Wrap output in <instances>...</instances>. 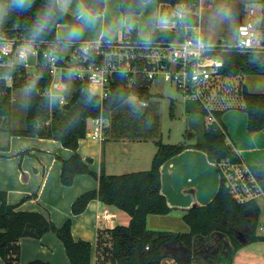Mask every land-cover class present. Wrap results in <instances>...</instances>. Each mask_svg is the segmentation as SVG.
I'll use <instances>...</instances> for the list:
<instances>
[{"label":"trees","instance_id":"obj_1","mask_svg":"<svg viewBox=\"0 0 264 264\" xmlns=\"http://www.w3.org/2000/svg\"><path fill=\"white\" fill-rule=\"evenodd\" d=\"M80 1L96 15L104 11L105 0ZM144 1L119 0L120 9L123 14L139 13ZM158 2L160 5L166 4L171 7L180 5L187 8L185 18L188 22L197 17L193 10H196L199 0H158ZM261 2L264 5V0ZM0 3L8 6V12L0 22V29L6 30L9 35L28 40L31 39L30 31L37 14L44 10L48 0H34L32 8L28 11L15 10L11 7L10 0H0ZM60 23L73 25L77 22L73 14L66 13L52 25L51 31L37 40H57L56 31ZM256 28L264 46V7L262 16L256 22ZM133 33L137 36L136 32ZM175 36V32L157 29L151 34V39L169 41L174 40ZM223 57L225 63L221 73L225 76L264 75V48L249 49L244 52L232 49L225 52ZM23 80L24 85H34V88L30 94L28 93L26 127L15 129L10 126L14 87H9L7 80L0 77V131L7 132L9 136L53 138L73 150L71 157L62 159V184L72 185L79 174H90L98 182L97 188L84 192L73 201L71 207L73 214L84 212L89 202L97 199L126 211L131 217L128 225H117L114 228L98 231L96 248L98 255H104L103 264H162L165 258H172L174 264H232L238 249L254 241H264V235L257 232L261 212L258 201L237 202L231 196L223 179L213 200L186 209L183 221L189 227L188 232L157 231L147 226L148 215H166L172 212V207L162 192V176H160L161 167L166 161L191 147L204 150L209 161L214 163H219L223 159L240 160L227 140L221 111H214L221 126L214 123L205 126L204 121L202 137L193 143L174 144L158 139L156 142L158 151L150 169L123 174H107L104 171L98 173L90 167L92 158H83L78 152L80 139L87 137L88 119L100 115L110 119L117 112L115 110L125 102L137 101L143 111L127 107L129 118L135 121H130L132 123L129 122L120 130L115 126L112 128L113 131L141 139L156 138L159 127L157 128L153 118L158 116L159 101L156 99L160 98V95L150 91V83L142 82L137 86L126 87L121 83L123 77H117L112 84L110 95L102 101L98 95L88 90L86 82L74 77L71 82L73 86L71 99L64 106H60L58 99L52 102L49 96L42 94V90L51 82L48 73L42 77L31 76L28 80ZM90 94L91 99H89ZM241 95L245 105L243 109L248 116V130L250 132L262 130L264 92L250 91L244 85ZM131 96H135L136 99L130 100ZM188 108L190 111L200 112L205 118L207 110L204 106L194 105V101L188 99ZM143 120H152V122L146 121V124L139 122ZM142 125H145L148 131L141 128ZM25 153L30 152L28 150L20 152V154ZM251 168L264 189V164ZM35 196L36 194L27 196L23 200ZM0 201V255L5 264H20L22 238H41L47 232H54L65 244L70 264H101L92 261L94 245L88 240L75 239L73 236L72 219L66 220L62 226H57L42 212L17 210L18 204H9L3 191H0ZM26 264L52 263L35 259Z\"/></svg>","mask_w":264,"mask_h":264},{"label":"crops","instance_id":"obj_2","mask_svg":"<svg viewBox=\"0 0 264 264\" xmlns=\"http://www.w3.org/2000/svg\"><path fill=\"white\" fill-rule=\"evenodd\" d=\"M210 2L211 0H207L205 6L204 1L199 0L196 20L188 22L185 18L188 10L180 5L171 7L166 4L160 5L158 0H145L139 13L123 14L119 0H105L104 11L97 15L98 22L95 28L86 30L81 39L99 37L120 39L130 32H136L139 37L148 39L157 29L175 32V39H181L183 24H192L200 20L204 28L218 32V39L228 43L235 42L236 37L230 41L222 35L224 17L218 19L216 14H207L209 7L212 6ZM79 3L82 2L73 0L72 7L67 13L72 15ZM228 22L231 23L230 20ZM73 25L60 23L56 31L57 39L61 40L63 34ZM63 51L70 53L71 48L64 46ZM256 77L258 84L253 85L258 89H251L245 83L244 75L229 78L228 81L241 80L238 84L240 90L236 94H224L223 98L214 103V108L222 112L221 120L228 142L249 166L264 164V128L257 132L248 130V116L243 109L245 105L240 93L244 85L250 91L264 92V75ZM135 99V96L130 97V100ZM15 100L13 97V103ZM156 100L160 103L159 97ZM109 121L108 119L105 123L104 140L100 141L87 135L79 141L78 152L83 158H92L91 169L107 174L150 169L158 151L156 143L158 139H141L127 133L115 132L108 128ZM90 130L88 127V133ZM9 135L6 143L0 144V191L6 193L7 202L12 205L18 204L17 210L42 212L57 226H62L66 220L72 219V233L75 239L90 241L94 245L92 261L103 264L104 255H98L96 248L98 231L117 225H128L130 215L114 205L105 204L97 199L91 200L84 212L73 214L71 208L73 201L84 192L98 186L97 180L90 174L77 175L70 186L62 184V159L71 157L73 150L53 138ZM193 142L195 141L188 143ZM25 150L30 153L20 154ZM160 176L162 192L172 207V212L166 215H148L147 226L157 231L188 232L189 227L183 221V215L187 208L213 200L222 180L219 165L209 161L204 150L191 147L166 161L161 167ZM33 194L36 196L23 200ZM260 209L261 216L263 211L261 206ZM258 234L264 235V232ZM64 245L54 232H47L41 238L24 237L20 240L19 262L26 264L41 259L52 264H70ZM0 264H5L1 255ZM162 264H174V260L165 258ZM232 264H264V241H254L238 249Z\"/></svg>","mask_w":264,"mask_h":264},{"label":"built area","instance_id":"obj_3","mask_svg":"<svg viewBox=\"0 0 264 264\" xmlns=\"http://www.w3.org/2000/svg\"><path fill=\"white\" fill-rule=\"evenodd\" d=\"M257 14L254 8L248 10L246 17L237 23L238 37L232 43L207 39L200 20L183 24V37L169 41L143 39L130 32L116 40L99 37L71 44L59 39L32 42L0 29V77L7 80L9 87H14L15 75L21 69L31 70L33 77L48 73L51 82L42 94L50 98L57 96L60 106L70 100L66 92L74 77L86 82L88 90L102 101L110 95L117 77H123L121 83L126 87L162 79L176 85L187 99L204 106L206 126L213 123L221 126L214 113V102L221 91L214 93V89L231 78L221 73L225 63L223 54L232 49L244 52L264 48L256 28ZM64 46L71 48V52H64ZM92 120L95 126L87 135L104 140L108 118L100 115ZM218 165L225 185L237 202L264 197L260 180L241 158L239 161L223 159Z\"/></svg>","mask_w":264,"mask_h":264},{"label":"rangeland","instance_id":"obj_4","mask_svg":"<svg viewBox=\"0 0 264 264\" xmlns=\"http://www.w3.org/2000/svg\"><path fill=\"white\" fill-rule=\"evenodd\" d=\"M204 1V4L206 6L207 0ZM209 2V1H208ZM210 4L212 6L209 7L207 14H216L218 16V19H220L222 16L224 17L225 24L222 25V35L226 37L227 40H232L234 37H238L237 33V23L246 17L248 10L250 8H254L258 17H256V22L260 19L263 13V7L261 0H211ZM209 5V4H208ZM207 5V7H208ZM185 10L187 8H184ZM193 10V9H192ZM191 10V11H192ZM199 8L197 6L196 10H193L196 15H198ZM231 21L229 23L228 21ZM71 24V23H66ZM204 25V24H203ZM221 26V25H220ZM205 27V26H203ZM219 31V30H218ZM221 31V30H220ZM218 32L216 31H209L206 28H204V35L207 39L218 41L219 37L217 36ZM116 40V39H115ZM34 69H32L33 71ZM31 70L28 69H21L20 73L15 75L16 81L15 86L12 92V96L16 98L15 102L12 106V117L10 121L11 128L15 129H23L26 127V116H27V110H28V92H27V85H24V80H28L31 78ZM257 77L254 74L251 75H244V80L251 89H258L254 85L257 86V81L255 80ZM241 81V80H240ZM240 81L238 79L234 81H225L221 87H216V90L214 89V93L221 91L219 94L217 93L216 100L218 101L222 94H236L238 90H240L239 83ZM22 82V83H20ZM19 83V84H18ZM18 84V85H17ZM252 84V86H251ZM254 84V85H253ZM150 91L153 94L160 95V103H159V110H158V116L153 118V121L157 123V128L159 129L158 134L156 135V138L159 140H162L166 143H183V142H192L197 141L202 137L203 131H204V125L203 122L206 120L204 116L200 112H193L187 109V98L177 89L176 85L165 82L162 79H156L150 84ZM15 89V90H14ZM230 89V91H228ZM73 93V86L72 83H70L69 89L66 92L67 99H71ZM12 97V98H13ZM223 98V97H222ZM242 100V98H241ZM194 101V105L199 106V102ZM214 102V101H213ZM215 103V102H214ZM216 104V103H215ZM193 106V105H192ZM127 107H130L131 109L138 108L141 111H143V108L139 106V103L136 101L134 103L132 102H125L123 105H121L110 118V126L109 129L116 126V129H121L124 126H127V124L130 121H135L134 119H130L128 115ZM195 107V106H194ZM119 110V111H118ZM139 113V112H138ZM147 122H152V120H143L139 121L142 124H146ZM49 122V121H48ZM130 122V123H132ZM95 126L93 120L90 118L88 119V127L89 130L93 129ZM206 126V124H205ZM128 127H131V125H128ZM141 128L145 129V125H142ZM145 130L148 131V128ZM7 133L5 131H0V144L6 143L7 141ZM155 135V134H154ZM259 204L261 208L263 209L262 214L260 216V222L257 228V232H264V197H261L259 199Z\"/></svg>","mask_w":264,"mask_h":264},{"label":"clouds","instance_id":"obj_5","mask_svg":"<svg viewBox=\"0 0 264 264\" xmlns=\"http://www.w3.org/2000/svg\"><path fill=\"white\" fill-rule=\"evenodd\" d=\"M10 4L17 11H28L32 8L34 0H10ZM72 4L73 0H48L44 10L37 14V18L32 25L30 31L31 41L35 42L37 39H42L47 32L51 31L52 25L68 12ZM7 12L8 6L0 3V22L3 21ZM73 15L77 23L68 28L61 38V42L66 44L79 41L83 37L84 32L95 28L98 22L95 12L84 3L76 5ZM33 88L34 85H29L27 92L30 94ZM51 99L52 102H55L58 97L54 95ZM89 99H91V94Z\"/></svg>","mask_w":264,"mask_h":264}]
</instances>
